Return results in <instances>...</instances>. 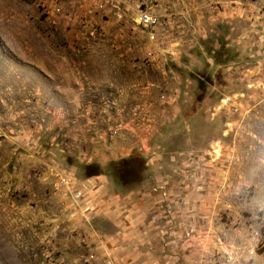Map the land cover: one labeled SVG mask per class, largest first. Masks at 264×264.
Masks as SVG:
<instances>
[{"label": "rangeland", "instance_id": "1", "mask_svg": "<svg viewBox=\"0 0 264 264\" xmlns=\"http://www.w3.org/2000/svg\"><path fill=\"white\" fill-rule=\"evenodd\" d=\"M0 264H264V0H0Z\"/></svg>", "mask_w": 264, "mask_h": 264}, {"label": "built area", "instance_id": "2", "mask_svg": "<svg viewBox=\"0 0 264 264\" xmlns=\"http://www.w3.org/2000/svg\"><path fill=\"white\" fill-rule=\"evenodd\" d=\"M135 22L138 25L148 26L153 23V18L151 15L147 14L146 12H142L136 16Z\"/></svg>", "mask_w": 264, "mask_h": 264}, {"label": "crops", "instance_id": "3", "mask_svg": "<svg viewBox=\"0 0 264 264\" xmlns=\"http://www.w3.org/2000/svg\"><path fill=\"white\" fill-rule=\"evenodd\" d=\"M128 217H130V215H128V216H127V218H128ZM109 222H110L112 225H114V226H116V225H117V224H113V222H115V223H116V221H115V220H112V219H110V220H109ZM124 222H127V219H126ZM132 233H134V232H133V230L131 231V234H132Z\"/></svg>", "mask_w": 264, "mask_h": 264}]
</instances>
